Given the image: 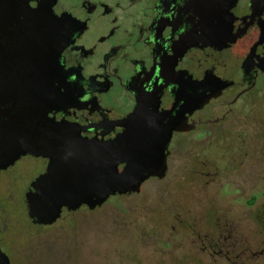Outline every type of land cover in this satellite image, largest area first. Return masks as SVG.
<instances>
[{"label": "flooded vegetation", "instance_id": "1", "mask_svg": "<svg viewBox=\"0 0 264 264\" xmlns=\"http://www.w3.org/2000/svg\"><path fill=\"white\" fill-rule=\"evenodd\" d=\"M221 1L0 0L1 99L27 101L44 130L65 125L109 144L126 136L142 148L143 137L172 127L162 176L94 208L64 206L52 223L34 221L27 201L50 158L27 153L1 170L9 264H127L130 255L140 264V212L119 206L169 199L173 185L201 193L147 210L151 227L170 228L166 249L187 245L194 264H264L258 192L222 193L230 183L264 184V0L225 1V19Z\"/></svg>", "mask_w": 264, "mask_h": 264}, {"label": "water", "instance_id": "2", "mask_svg": "<svg viewBox=\"0 0 264 264\" xmlns=\"http://www.w3.org/2000/svg\"><path fill=\"white\" fill-rule=\"evenodd\" d=\"M225 1L228 2L221 1L223 19L231 6ZM223 25L225 21L224 34ZM221 41L227 43L229 37L223 35ZM62 45L64 49V37ZM29 105L23 100L0 98V171L27 153L50 158L47 173L38 179L35 191L27 197L29 215L38 223L54 222L64 206L75 209L88 204L94 208L111 195L139 191L147 178L162 176L165 171L172 127L166 134L143 137L147 141L141 142L142 148L136 147L135 142H125L126 136L109 144L83 139L65 125L58 127L56 134L44 130V120L34 117ZM156 138L159 142L152 141ZM122 162L127 165L120 171L118 165ZM0 264H9L1 249Z\"/></svg>", "mask_w": 264, "mask_h": 264}, {"label": "rangeland", "instance_id": "3", "mask_svg": "<svg viewBox=\"0 0 264 264\" xmlns=\"http://www.w3.org/2000/svg\"><path fill=\"white\" fill-rule=\"evenodd\" d=\"M224 165V164H223ZM264 173V171H262ZM187 185H184L182 188L179 186L177 188L176 185H173L172 193L173 197L161 200V199H152L154 195H151L149 199L146 198L144 195H142L140 198H129L126 199V201L120 205L119 207L125 208L127 210H133V211H139L140 212V218H138L137 225L139 226V242H141V247L136 250L138 252L141 251L140 254V264H194L193 260H188L187 258L184 259V256L192 257V254L195 252H190V250H187V245L185 244H179L178 241L174 242V247L171 249L165 248V242H169V240L172 239L170 228L167 227L165 223H160V226L158 225V228L156 226L152 225L149 222V219H151L150 213L147 210L156 209V208H162V209H169L171 206L177 204V205H184V199L185 196L190 194H198L201 193L198 185L191 186L190 188L186 187ZM215 190L217 188H223V185H214ZM165 188V184H151L146 186V192L150 191L152 193H158V191H161ZM182 188V189H181ZM214 187L209 188L206 190V192H213ZM264 191V184L258 183V184H251V185H242L240 183H230L226 185V187L223 189L222 193L225 194H237V193H257L258 192V200L256 201L255 205L252 207L254 210V214L257 215L258 213L261 214L264 212V195L262 192ZM183 195V196H180ZM182 199V200H181ZM224 200V197H223ZM221 204V201H219ZM218 202V203H219ZM240 204L241 202H237ZM173 208H177L176 206H173ZM133 214V212H132ZM138 214L137 212L135 213ZM150 225V226H149ZM149 233L150 238L146 237V233ZM159 234V236H158ZM131 245V244H130ZM189 253V254H188ZM132 257V255H130ZM127 260V264H134L130 258Z\"/></svg>", "mask_w": 264, "mask_h": 264}]
</instances>
